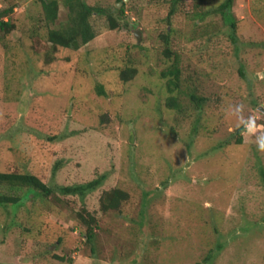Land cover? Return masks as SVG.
Listing matches in <instances>:
<instances>
[{
  "label": "rangeland",
  "instance_id": "374dc122",
  "mask_svg": "<svg viewBox=\"0 0 264 264\" xmlns=\"http://www.w3.org/2000/svg\"><path fill=\"white\" fill-rule=\"evenodd\" d=\"M85 1L96 36L73 49L47 39L70 23L64 0L53 23L40 0H0L16 25L0 30V171L50 185L107 175L84 199L0 203V264H264V0L232 1L236 40L225 0ZM174 65L171 91L163 71ZM249 117L256 131L237 143ZM114 187L129 198L104 212Z\"/></svg>",
  "mask_w": 264,
  "mask_h": 264
},
{
  "label": "trees",
  "instance_id": "16d2710c",
  "mask_svg": "<svg viewBox=\"0 0 264 264\" xmlns=\"http://www.w3.org/2000/svg\"><path fill=\"white\" fill-rule=\"evenodd\" d=\"M42 3L43 11L45 13V19L48 22H55L58 17L59 10V0H40ZM123 1V0H118ZM233 0H225L221 4V12L224 14L225 20L230 21L229 25L231 28V36L233 40H236V21L232 18L230 14V8L232 6ZM65 4L69 8V25L63 28H52L48 31V41L51 42L53 48L60 46L66 48L78 49L80 46L90 42L96 33L89 21L90 14L96 10L94 6H90L85 0H64ZM176 0H173V3ZM120 14L125 13L124 5L117 8ZM13 10V7L4 9L0 12V30L4 33H10L15 28V23L10 19H6L4 16L8 15ZM175 5L170 10L172 14L175 12ZM108 19L111 23V28H116L119 22L113 16V14H108ZM166 43H168V38L164 36L163 38ZM166 55H170V49L165 50ZM137 74L136 68H127L121 72L122 79L129 81L135 77ZM164 76H170L168 83L170 85L169 90H173L174 87L179 86L180 80V68L178 65H174L171 68L163 71ZM99 94L105 95L106 91L102 85H98ZM196 101L199 105L203 100L202 97H197L192 95L191 98ZM169 107L180 108L175 97L170 96L168 99ZM245 131L243 125L237 128V143L243 142V132ZM107 175L102 174L94 179H91L83 183H75L70 185H50L44 180L39 178L37 175L31 172H4L0 171V185L6 186L10 191L7 193L0 191V203H11L13 206H18L24 197L30 196H43L48 197L53 192L57 191L63 195H77L79 198L84 199L88 194L99 188ZM23 190V194L16 193V191ZM129 198V192L125 189L114 187L110 190L105 191L100 200V208L102 211L106 212L110 209H119L124 201ZM80 218L83 224L87 227L86 238L87 240H92L94 237V226H96V218L94 215L88 213L87 215L80 214ZM62 258V257H59Z\"/></svg>",
  "mask_w": 264,
  "mask_h": 264
},
{
  "label": "clouds",
  "instance_id": "9594fccd",
  "mask_svg": "<svg viewBox=\"0 0 264 264\" xmlns=\"http://www.w3.org/2000/svg\"><path fill=\"white\" fill-rule=\"evenodd\" d=\"M242 106L237 105L236 106V111L239 112ZM241 124L243 125L245 131L249 133H253L256 131V120L253 117H249L248 119H241ZM256 142H257V148L260 151H264V133H261L256 137Z\"/></svg>",
  "mask_w": 264,
  "mask_h": 264
},
{
  "label": "water",
  "instance_id": "95a60500",
  "mask_svg": "<svg viewBox=\"0 0 264 264\" xmlns=\"http://www.w3.org/2000/svg\"><path fill=\"white\" fill-rule=\"evenodd\" d=\"M120 3H121V2H119L118 4H120ZM131 27L133 28L134 25H131ZM135 34H136V36H137L138 39L141 38V31H140V29H136V30H135ZM259 109H261L262 111H264V107H262V106H259Z\"/></svg>",
  "mask_w": 264,
  "mask_h": 264
}]
</instances>
